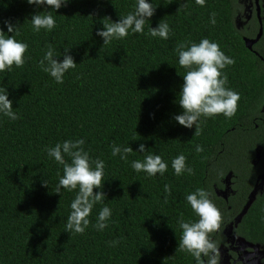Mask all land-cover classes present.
Returning a JSON list of instances; mask_svg holds the SVG:
<instances>
[{
  "label": "trees",
  "instance_id": "1",
  "mask_svg": "<svg viewBox=\"0 0 264 264\" xmlns=\"http://www.w3.org/2000/svg\"><path fill=\"white\" fill-rule=\"evenodd\" d=\"M148 2L156 11L143 33L129 30L127 37L103 44L97 30L134 12L137 0H68L58 12L27 0H0V29L28 45L22 67L0 72V89H7L19 117L0 114V264H197L179 249V221L199 219L187 196L205 189L223 225L248 203L221 202L217 187L226 174H238L237 160L244 166L242 151L263 144L264 154V130L255 127L256 118L264 117V35L253 50L246 47L244 37L255 35L258 25L253 33L239 29L238 0H205L203 6L195 0ZM36 13L51 14L55 28L34 31L31 17ZM5 21L17 25L18 34L7 33ZM160 22L170 27L167 40L149 34ZM205 38L234 59L221 71L227 76L225 87L239 100L231 118L201 116L199 128L189 129L174 119L183 111L178 102L187 71L179 65L176 48ZM49 46L59 61L69 48L76 62L63 83L40 66ZM78 139L85 141L90 163L104 161L102 191L107 194L94 205L83 234L65 231L78 189L55 193L63 165L46 151ZM141 143L145 152L137 150ZM113 145L133 148L127 161L112 155ZM197 145L203 152L196 151ZM149 154L167 163L163 175L132 168L133 161ZM181 154L194 174H175L172 161ZM65 160L71 162L66 154ZM105 206L112 214L99 231L94 225ZM233 230L264 245V192ZM214 237L217 245L219 235ZM114 240L119 243L111 246Z\"/></svg>",
  "mask_w": 264,
  "mask_h": 264
},
{
  "label": "clouds",
  "instance_id": "2",
  "mask_svg": "<svg viewBox=\"0 0 264 264\" xmlns=\"http://www.w3.org/2000/svg\"><path fill=\"white\" fill-rule=\"evenodd\" d=\"M171 2V0H169ZM196 4L203 6L205 0H195ZM30 5L37 8L44 6L56 12L62 7L67 6L68 0H27ZM156 8L148 0H137L135 11L126 16H121L113 23H103V29L97 30V35L103 38V44L110 43L113 39H123L128 36L129 30L132 33H143L145 21L155 14ZM215 13H213L212 23L215 24ZM34 31L41 29L51 31L56 26V21L51 14L40 15L38 13L31 17ZM7 33L18 34L17 25L5 21ZM170 27L166 22H160L158 26L151 27L150 35L160 37L164 40L169 39ZM4 30L0 29V72L10 71L12 66L22 67L25 63L24 55L28 49L26 43L16 40L13 36H5ZM176 51L179 55V65L186 69L183 75L184 83L180 91L179 105L182 113L175 115L174 119L183 127L191 129L199 128L198 120L201 116L211 117L218 114L231 118L237 110L239 100L238 93L225 87L227 76L222 75L226 66L235 63L234 59L226 56L221 51L220 46L208 39H202L198 44L192 43L187 46L181 43ZM69 48L64 49L62 61L54 58L57 56L55 50L49 46L40 66L43 71L49 73L57 83H63L65 73L69 69H75L76 62L68 54ZM47 62V64L45 63ZM162 63V62H161ZM0 114L7 116L11 120L19 117L13 111V102L8 98L6 88L0 89ZM85 141L78 139L75 141L66 140L57 143L54 147L48 148L47 154L54 158L55 162L63 165V175L56 187L55 193L60 194L61 189L73 191L78 189L75 199L71 202V213L67 217L65 231L69 233L83 234L90 224L88 219L95 204L103 203L106 193L102 191L104 184L103 160L96 159L90 163V157L83 145ZM145 152V144L141 143L137 149ZM203 146L197 145L196 151L203 152ZM133 152L132 147L113 145L112 155H120L122 160L127 161L128 155ZM65 154L71 158V162L65 160ZM94 163L95 167H92ZM132 168L136 172L144 171L149 176L157 173L163 175L168 168L160 155H146L143 161H133ZM172 168L176 175L184 172L194 174L191 167L186 166V157L179 155L172 161ZM45 186L48 181H43ZM98 188L101 191L94 192ZM164 191L171 194L169 185L164 186ZM187 201L199 219L195 222L179 221L182 235L179 241V249L190 253L197 264H219L220 254L217 245L210 239V234L218 231L221 227V213L215 204L209 199V193L205 189H197L194 193L187 196ZM111 209L103 207L99 212L94 227L102 231L108 226L107 221L111 217ZM119 241L114 240L111 246H115ZM206 258V259H202Z\"/></svg>",
  "mask_w": 264,
  "mask_h": 264
},
{
  "label": "flooded vegetation",
  "instance_id": "3",
  "mask_svg": "<svg viewBox=\"0 0 264 264\" xmlns=\"http://www.w3.org/2000/svg\"><path fill=\"white\" fill-rule=\"evenodd\" d=\"M242 4L243 9H238V24L241 25V29H248L251 30V33H253L252 29L255 27L253 16L255 14L258 18V28L257 32H254L255 35L250 36V38H254L258 34L261 27V21L263 25L264 35V0H259L260 16L258 14V4L256 0H243ZM263 35L261 38H263ZM260 40L255 43L254 46L258 45L261 42ZM262 47L264 48V45H262ZM255 127L264 130V117L256 118ZM262 148L263 144H257L255 145L253 150L252 148H247L245 151H242L241 154H243L242 161L244 163V166L240 164V160H237L238 165L235 168H238V174L230 172L222 177L221 183L217 187V193L220 197L221 202H225L226 204L232 201L241 204L242 202L244 203V201L249 202V200H251V197H253L252 200H254L259 194H262L264 192V154L263 156H260ZM244 157H247V159H245ZM228 175L230 176L229 178L227 177ZM253 192L254 195H252ZM236 218L237 217L228 222V224H221L220 229L214 232L213 236H210V239L214 241V235H219V242L217 244V248L220 254L219 264L223 262V253H226L230 258V264H251L250 260H245L242 257V255L244 254L243 252H240L236 249V247L232 246V235H238L235 234L234 230H232V234H229L228 227L232 222L234 223L236 221ZM235 226L236 225H234V227ZM223 235L225 236V238H222ZM259 245L264 248V245ZM223 248H227V250L223 252ZM262 262H264V256Z\"/></svg>",
  "mask_w": 264,
  "mask_h": 264
},
{
  "label": "rangeland",
  "instance_id": "4",
  "mask_svg": "<svg viewBox=\"0 0 264 264\" xmlns=\"http://www.w3.org/2000/svg\"><path fill=\"white\" fill-rule=\"evenodd\" d=\"M242 3H243V0L238 1V7L241 9H243ZM238 20H239V16L236 18V23H237V26L239 27V29H241V25L238 24ZM257 20H258V18L254 14L253 22H254L256 27L258 25ZM262 45H264V43ZM230 227H232V226H230ZM233 227H234V225H233ZM228 233L229 234L233 233L232 228H230L228 230ZM231 242H232V246L236 247L237 250L244 253L242 255V257L245 260H250L251 264H264V262H262V259L264 256V248L263 247H261L258 244H256V245L250 244L247 241H245L243 238H240V237L235 236V235H232ZM226 250H227V248H223V252H225ZM222 255H223V262L221 264H230V258L228 257V255L226 253H223Z\"/></svg>",
  "mask_w": 264,
  "mask_h": 264
},
{
  "label": "water",
  "instance_id": "5",
  "mask_svg": "<svg viewBox=\"0 0 264 264\" xmlns=\"http://www.w3.org/2000/svg\"><path fill=\"white\" fill-rule=\"evenodd\" d=\"M257 1V4H258V8H257V10H258V14H259V16H260V5H259V0H256ZM262 35H263V25H262V21H261V27H260V30H259V32H258V34L256 35V37H254V38H250V37H244V40H245V43H246V47L247 48H249V49H251V50H253V46H254V44L255 43H257L260 39H261V37H262ZM256 54H258V52H255ZM259 55V54H258ZM263 60H264V58L262 57V56H260ZM263 109H264V107H263ZM252 195H254V192L252 193ZM253 199V197H251V200H249V202L245 205V207H244V209L241 211V213L239 214V215H237L236 217V221L233 223H231L230 224V226H232V227H228V230L230 229V228H232V230L234 229L233 228V225H236L237 226V224L241 221V219H242V217H243V215L247 212V210H248V208H249V206H250V204L252 203V200ZM240 238H243V237H240ZM244 239V238H243ZM245 240V239H244ZM246 241V240H245ZM248 242V241H247ZM248 243H250V244H254V243H251V242H248ZM254 245H256V244H254ZM259 245V244H258Z\"/></svg>",
  "mask_w": 264,
  "mask_h": 264
}]
</instances>
